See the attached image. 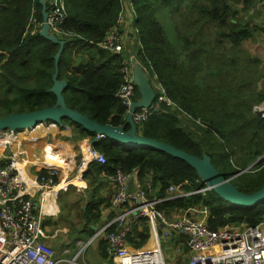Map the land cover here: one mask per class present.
I'll list each match as a JSON object with an SVG mask.
<instances>
[{"label": "trees", "instance_id": "1", "mask_svg": "<svg viewBox=\"0 0 264 264\" xmlns=\"http://www.w3.org/2000/svg\"><path fill=\"white\" fill-rule=\"evenodd\" d=\"M129 1L135 29L132 34L137 42L135 58L149 78L155 76L170 101L169 106L162 104L159 113L138 125L137 134L198 158L208 155L216 170L231 178L239 192L258 191L264 184V157L247 172L236 174L264 154V118L252 111L253 105L264 102L263 60L245 48V42L259 33L264 37V24H249L240 13L251 16L254 7L262 4L263 10L258 11L264 14V0ZM64 2L66 18L61 28L65 43L56 78L66 82L62 92L65 104L100 125H123L126 110L115 92L121 80L120 63L127 57L95 46L117 26L121 0ZM40 12L38 0H0V118L50 107L55 102L49 89L59 47L39 35ZM167 15H175L172 40L167 39L161 23ZM71 54L86 58L75 64ZM258 83L261 88L257 90ZM138 98L135 87L134 100ZM62 124V128L72 127L76 140L96 139L95 134L69 119H62ZM128 128L124 125L125 130ZM91 149L102 153L106 163L89 162L84 176L96 177L102 171L111 175L116 169L135 172L130 189L139 183L150 199L165 198L170 185L185 193L203 187L193 168L165 153L128 148L105 137L96 139ZM42 174L44 170L38 176ZM104 201L96 190L90 192L81 210L85 225L73 236L69 234L71 243L86 241L95 233L91 223L98 222ZM105 205L110 206V202ZM188 207H206L211 230L241 223L254 226L264 216V201L253 207H234L212 190L165 199L156 205L168 217ZM148 230L145 219L141 220V229L135 225L127 241L134 248L141 247ZM97 252L102 262L112 263L101 241Z\"/></svg>", "mask_w": 264, "mask_h": 264}, {"label": "built area", "instance_id": "2", "mask_svg": "<svg viewBox=\"0 0 264 264\" xmlns=\"http://www.w3.org/2000/svg\"><path fill=\"white\" fill-rule=\"evenodd\" d=\"M125 4L132 10L129 0H121V8ZM45 5L48 33L62 40L65 35L61 28L66 18L65 2L47 0L46 3L45 0ZM121 23L122 12L117 26L112 27L106 37L95 46L112 54H120L123 46V33L119 29ZM41 26L42 22L37 24L39 29ZM134 63L140 65L135 56H130L121 61L119 66L121 80L115 97L125 108V114L135 101L132 72ZM152 80L155 82L153 87L156 96L148 107H140L132 113V121L136 126L159 113L162 104L170 105L164 88L156 81L155 76ZM252 111L264 118V102L253 105ZM44 124L58 128L54 122H44L42 125ZM35 129L36 126L18 132L5 131L0 136L3 148L5 149L10 140L17 139L20 134L26 135L28 133L26 131ZM103 137L96 135V139ZM47 147L43 149L45 156ZM17 159L18 156L13 153L7 160H0V264H58L55 252L48 244V240L53 239L54 235H50L44 226L46 214L41 210V206L34 202V195L27 191V184L22 180L15 163ZM80 162L79 169L89 162L103 165L106 160L102 153L88 147L86 154H82ZM58 170L56 166L44 164V174L35 177L33 187L36 193H39L40 201L44 200L47 193L53 192L55 196L58 191L66 190V185L64 189L55 190L59 185ZM134 174L135 172L124 173L116 169L108 176L112 185L110 206L115 211L114 217L98 228L83 246L102 240L106 244L111 264H176L172 259L170 262L164 260L159 245L160 237L169 238L174 234L185 237L187 258L182 264H264V216L254 226L241 223L217 230H211L207 225L209 213L206 207H188L168 217L157 210L158 203L165 199L204 193L210 189L204 187L202 182V188L185 193L170 185L165 198L150 199L139 183H136L135 189L129 188L128 183ZM143 219L149 228L152 244L146 249L132 248L128 244L127 236ZM113 225L115 230H109ZM83 246L81 245V248Z\"/></svg>", "mask_w": 264, "mask_h": 264}, {"label": "water", "instance_id": "3", "mask_svg": "<svg viewBox=\"0 0 264 264\" xmlns=\"http://www.w3.org/2000/svg\"><path fill=\"white\" fill-rule=\"evenodd\" d=\"M38 2L41 6L40 13L42 18V26L40 28L39 35L59 47L54 56L55 72L52 77L53 85L49 89V91L55 95V102L50 107L30 112L9 114L6 117L0 118V131L8 130L11 132H18L48 121L54 122L59 127H62V119H69L71 122L79 125L86 131L109 138L122 146L128 148H147L156 150L185 162L188 166L195 170L201 181L204 183V187H208L222 201L230 204L231 206L253 207L264 201V184L258 191L252 194L241 193L230 183L231 178L222 176L216 170L208 155H203L198 158L178 150L164 142L145 138L137 134V126L132 121V113L140 107H148L156 96L155 89L149 81L148 74L141 65L134 63L132 67L133 84L137 89L139 98L133 101L130 105L129 112L124 118L123 125L117 127L109 124L100 125L91 120L88 116L68 108L62 95L66 82L57 80L56 78L58 72L57 63L65 42L48 33L45 0H38ZM126 124L129 126L127 130L124 129V125ZM95 140L96 139L94 138L90 139L89 146ZM83 153L86 154V150L83 149ZM263 157L264 154L258 157L250 166L240 170L236 175L246 172Z\"/></svg>", "mask_w": 264, "mask_h": 264}, {"label": "crops", "instance_id": "4", "mask_svg": "<svg viewBox=\"0 0 264 264\" xmlns=\"http://www.w3.org/2000/svg\"><path fill=\"white\" fill-rule=\"evenodd\" d=\"M262 7H263L262 4H257L253 9L256 11L253 13V10H252V12H251V17L258 19L259 21H262L261 18H263V20H264V14L262 12H261L262 15L258 16V10L259 9L263 10ZM132 17H133V14H132L131 8L129 7L128 4H125L124 7L122 8L123 22L125 24L126 23H132ZM251 24L253 25L256 23L254 21H252ZM257 37L258 36H256L254 38V40H256ZM135 41H136V39H135ZM247 42L249 44L253 43L252 40H248L245 42V44ZM245 46L247 47V44ZM256 48H257V46L255 47V49ZM127 52L129 54L130 51L128 50ZM249 53L251 54V52H249ZM125 56H127V55H125ZM261 60H263L261 62V67H263L264 66V63H263L264 57L261 58ZM260 88H261V83H258L257 90ZM43 127L47 128V130H48L47 132L50 133L52 135V137L47 138V137H39V135H36L35 137H37L38 141L36 143L28 144V143H30L29 140L34 138V137H32V138L27 137L29 135H32L33 130L31 132H28L26 135L20 134V159H19V161H20V174L22 176V180L26 184H28V185H26L28 192L30 194L34 195V197H33L34 202L37 205L39 204L41 206V210L44 211V213L46 214V216L44 217V226H45L46 230L48 232H51L52 234H53V230H58L59 232H61L62 231L61 229L54 228L56 225L54 218H56L58 212L60 213V209H64V204H62L61 200L56 201L58 194L61 193L62 191H58V193L55 196H54L53 192H51L52 194L47 193V194H45L44 200L40 201L39 193H36V191L33 187V185H35V177L38 175V173L41 170H44V163H45L46 157H45L43 149L46 146H48L51 148L50 150H52L54 155H56L57 157L58 156L61 157V160L64 164V167H57V169H59L58 170L59 175L57 178V179H59V181H57L58 184L65 183V182H68V184H70L71 181H73L74 183H77L78 180H81V182L83 183V187H81L79 189H82V190L87 192V198H86L83 206L80 207V213H81V210H84L85 204L90 197V192H92L93 190H96V193L101 198H103L105 200L100 205V218H99L98 222L95 224L91 223L92 229L95 232L98 228H100L104 224L110 222L111 219L114 217V214H115V211L113 210V208L111 206L105 205L108 201L110 202V197L112 194V185H111L110 180L108 178L109 175L105 174V172L102 171L96 177L93 175L92 176H89V175L84 176L83 174H84V171L86 170V167H87V165H85V166L81 167L79 170L81 172V174H78L76 176H72L74 173V169L76 168V164L79 163L78 166H80V163H81L80 161L82 158L83 149L86 150L88 147L91 148V145L89 146L90 139L89 138H85L82 140L74 139L73 138L74 131H73L72 127H69V126H65L63 128L59 127V126H58V128H51V127L46 126L44 124V125L40 126L39 128H36L34 130V132L40 128H43ZM25 139H27V140H25ZM33 150L34 151L38 150L39 153H37V154H40V155L36 156L35 154H33V152H34ZM31 154H32V157H30ZM36 160H38L39 163H37ZM134 182H135L134 180L129 181V183H128L129 188H133ZM65 196H66V194H65ZM70 207H71V205H70ZM46 220L48 221L47 224L45 223ZM83 225H85L84 221L81 220V226L74 225L73 230L70 227H66V225H63L61 228H66V229H64L66 231V233H68V234L71 233V235H74L77 232V229L81 228ZM112 227H114V225ZM137 227H138V230H140L141 229V223L139 225H137ZM147 234H148V236H147L146 242L141 247H139L141 249H146L149 246H151V244H152V238L150 236L149 230H148ZM131 236H132V234H131ZM81 240L84 241V239H81ZM81 240H76V241H81ZM49 241L50 240H48V242ZM99 241L103 242L102 240L93 241L94 246H93V249L91 250L92 251L91 253L94 255L93 251H95L97 258H98L97 260L102 264V261L99 258L100 257L99 253L97 252V245H98ZM184 243H185V237L184 236L174 235V234H172L169 238L160 237V240H159V245H160L161 251L162 252H163V250L167 251L168 256H170V254L171 255L176 254L178 256V259H179V264H182L184 261H186V258H187V250H186ZM128 244L130 247L134 248L133 246L130 245L129 242H128ZM162 244H163V246H162ZM139 248H136V249H139ZM108 258H109V256H108ZM173 262H174V260H173Z\"/></svg>", "mask_w": 264, "mask_h": 264}, {"label": "rangeland", "instance_id": "5", "mask_svg": "<svg viewBox=\"0 0 264 264\" xmlns=\"http://www.w3.org/2000/svg\"><path fill=\"white\" fill-rule=\"evenodd\" d=\"M46 3H47V0H46ZM230 4H232V2H230ZM236 7L241 10L240 4H237ZM259 10H261V9H259ZM132 14H133V12H132ZM240 15H241V18L242 19L244 18L245 20H247L249 24L252 21L257 23V25H263L264 24L263 18H261L262 21H259L258 19L251 17L248 14V12L242 11L240 13ZM261 15H262L261 11H258V16H261ZM172 17H175V15H173V16L169 15L168 17H164L161 19V23H162L164 30L166 31V37L168 40H172V38H174V35L172 33V25H173L174 21H173ZM119 29H121L122 33H123V46L121 49V53H123L124 55H127L126 56L127 58L130 56H135V48H136L137 42L134 39L135 36L132 34V32H134V26L132 25V23H126L125 24L123 22V18H122V23L120 24ZM257 36L258 37L256 38V40H252V42H253L252 44H249L247 42L246 43L247 47L245 46V48H247L249 50V52H251L252 55H255L256 57L259 56L258 58H260V57L263 58L264 57V37L260 33ZM256 46H257V48L255 49ZM128 50L130 51L129 54L127 52ZM81 58H82V60H85L86 57L73 56L71 54V59H72V61H74L75 64H76V62H79L81 60ZM262 68L264 69V66ZM149 81L151 83H155L151 78H149ZM47 131H48L47 128L43 127V128L36 130L32 135L27 136V137H31V138L34 137L30 140L28 139L30 141V143H28V144L36 143L38 141L37 137H35L36 135H39V137H47V138L52 137V135L50 133H48ZM2 134H3V132L0 131V136ZM25 140H27V139H25ZM50 149H51L50 147H47V149H46L47 154L45 156L46 160H45L44 164H48L49 166L64 167V164L61 160V157H59V156L57 157L56 155H54V153L51 152ZM13 153L16 156H18V159H17L18 161H16L15 163L18 164V165L16 164L18 167L17 169L20 171V161H19V159H20V135L18 136L17 139L10 140V144L7 145L5 147V149L3 148V145L0 141V160L1 159L7 160V158L10 157ZM37 153H39L38 150L33 152V154H35L36 156L40 155ZM30 157H32V154L30 155ZM36 161H37V163H39L38 160H36ZM78 165H79V163L76 164V168L74 169V173L72 176H76L78 174H81V172L79 171L80 169H79ZM240 170H242V169H240ZM57 181H59V179H57ZM65 183L67 186L66 190L59 193L57 196V199H56V201L61 200L62 204H64V209H60V213L58 212V214L56 216L57 219L54 218L55 223H56L54 228H59L62 231L59 232L58 230H53V234L51 232H49L50 235H54V238L51 239L48 242V244L53 248L55 255H56V258H57V261H58V264H84V263H86V264H101L97 260L98 258H97L96 252L93 251L94 255L91 253L92 252L91 250L93 249V246H94V242L91 245L83 246L85 244V241L81 240V241L73 242L74 243V245H73V243H71V239L69 237V234L66 233V231L64 230L66 228H61L63 225H66V227H70L73 230L74 225L81 226L82 216L80 213V207L83 206V204L85 203V200L87 198V192L82 190V189H79V188L83 187V183L81 182V180H78L77 183H74L73 181H71L72 184L71 183L68 184V182H65ZM65 194H66V196H65ZM70 205H71V207H70ZM81 245L83 246V248H81ZM162 246H163V244H162ZM163 256H164V260L166 262H170V259H173L176 264H179V259H178V256L176 254H173V255L170 254V256H168V252L163 250ZM183 263H185V261ZM102 264H106V263L103 261Z\"/></svg>", "mask_w": 264, "mask_h": 264}, {"label": "bare ground", "instance_id": "6", "mask_svg": "<svg viewBox=\"0 0 264 264\" xmlns=\"http://www.w3.org/2000/svg\"><path fill=\"white\" fill-rule=\"evenodd\" d=\"M43 123H39V124H37L36 125V127H38L39 125H42ZM34 128V127H33ZM5 131H8V130H4V131H2L3 133L5 132ZM18 165V164H17ZM28 185V184H27ZM66 184L65 183H61V184H59L58 185V187H56L55 188V190H57L58 188H63L64 189V186H65ZM27 191H28V189H27Z\"/></svg>", "mask_w": 264, "mask_h": 264}, {"label": "clouds", "instance_id": "7", "mask_svg": "<svg viewBox=\"0 0 264 264\" xmlns=\"http://www.w3.org/2000/svg\"><path fill=\"white\" fill-rule=\"evenodd\" d=\"M40 31V30H39ZM59 40H61V39H59ZM152 79V78H151ZM152 84V86H153V83H151ZM48 122H50V121H48Z\"/></svg>", "mask_w": 264, "mask_h": 264}]
</instances>
